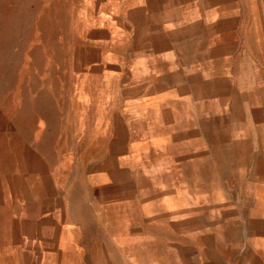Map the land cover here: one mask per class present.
I'll return each instance as SVG.
<instances>
[{
    "label": "rangeland",
    "instance_id": "obj_1",
    "mask_svg": "<svg viewBox=\"0 0 264 264\" xmlns=\"http://www.w3.org/2000/svg\"><path fill=\"white\" fill-rule=\"evenodd\" d=\"M0 264H264V0H0Z\"/></svg>",
    "mask_w": 264,
    "mask_h": 264
}]
</instances>
